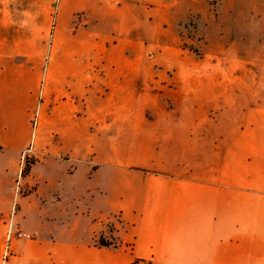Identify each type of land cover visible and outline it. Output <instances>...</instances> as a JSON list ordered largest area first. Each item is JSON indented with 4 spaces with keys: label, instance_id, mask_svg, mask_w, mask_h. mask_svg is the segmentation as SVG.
Listing matches in <instances>:
<instances>
[{
    "label": "crops",
    "instance_id": "1",
    "mask_svg": "<svg viewBox=\"0 0 264 264\" xmlns=\"http://www.w3.org/2000/svg\"><path fill=\"white\" fill-rule=\"evenodd\" d=\"M208 1L0 0V264H264V0L221 37L250 38L246 94L187 64Z\"/></svg>",
    "mask_w": 264,
    "mask_h": 264
},
{
    "label": "rangeland",
    "instance_id": "2",
    "mask_svg": "<svg viewBox=\"0 0 264 264\" xmlns=\"http://www.w3.org/2000/svg\"><path fill=\"white\" fill-rule=\"evenodd\" d=\"M220 4H222V6H219ZM207 6L208 9L205 11V14L204 12H198L190 16L185 23L182 34L184 37L182 46L194 56V60H188L187 64L219 68L223 72L224 82L229 83L232 80V82L237 81L240 86V93H249L250 67H253V63L250 62V38L221 37L235 36L238 29H241L238 24L247 27L250 32V0H209ZM219 16L221 20L217 21L216 19ZM50 40L51 38H48V41ZM231 72H233V74ZM169 87H172V90L177 88L173 83H170ZM247 107L250 108V101L243 107L244 110H246ZM161 108L163 107L159 106V110H161ZM165 108L171 111V114L181 113L183 110L182 106H176L171 100L168 102L166 101ZM197 108L198 107L195 109ZM223 111L224 107H221L218 109L212 108V110L208 112V117L211 121L208 123V129L214 125V121L217 122ZM148 115H151V112H148ZM37 125L38 112L36 108L30 114V127L32 132L36 129ZM237 127L240 131L246 129L250 130V124L246 122L237 124ZM226 129L229 130L228 125ZM236 142L239 143L237 147L247 148L243 138L215 139L214 145L228 148L232 147L234 144L236 147ZM135 143H137V147L133 148L135 153L131 156L134 157L137 162L149 158L150 139L139 136ZM248 146L250 150V137L248 138ZM226 159L227 160H225L224 156V162L229 161L228 158ZM248 160L250 161V156H248ZM30 161H32V158H29L27 155L24 156L23 168L26 167L27 163L29 164ZM22 170L21 176L23 177ZM107 241L114 243V240L108 239Z\"/></svg>",
    "mask_w": 264,
    "mask_h": 264
},
{
    "label": "built area",
    "instance_id": "3",
    "mask_svg": "<svg viewBox=\"0 0 264 264\" xmlns=\"http://www.w3.org/2000/svg\"><path fill=\"white\" fill-rule=\"evenodd\" d=\"M31 238V234L21 230L20 228L11 229L8 232V238ZM132 264H151L150 261L145 259H136Z\"/></svg>",
    "mask_w": 264,
    "mask_h": 264
},
{
    "label": "trees",
    "instance_id": "4",
    "mask_svg": "<svg viewBox=\"0 0 264 264\" xmlns=\"http://www.w3.org/2000/svg\"><path fill=\"white\" fill-rule=\"evenodd\" d=\"M32 162H33V161H30L29 164L27 163L26 167L23 168L22 171H23V175H24V176L27 175V174L29 173L30 168H31V163H32ZM99 244H100V245H111V244H113V243L107 241L104 237H101L100 240H99Z\"/></svg>",
    "mask_w": 264,
    "mask_h": 264
}]
</instances>
